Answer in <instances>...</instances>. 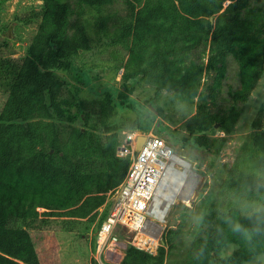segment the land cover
<instances>
[{
	"label": "trees",
	"instance_id": "16d2710c",
	"mask_svg": "<svg viewBox=\"0 0 264 264\" xmlns=\"http://www.w3.org/2000/svg\"><path fill=\"white\" fill-rule=\"evenodd\" d=\"M40 1L41 19L27 54L0 64V70L7 68L3 77L7 97L0 109V264H40L28 229L12 226L15 220L23 225L39 216L96 220L95 234L108 213L106 193L120 183L129 165V158L115 155L123 126L104 123L101 135L90 122V112L82 118V126L72 125L70 102L60 98L58 73L71 71L73 58L91 50L89 30L97 40L126 49L127 59L119 64L123 82L144 81L156 94L175 92L186 100L200 97L183 125L187 137L179 141L174 136L171 141L185 148L191 140L215 155L225 137L209 134L232 131L241 112L237 104L248 99L264 67V16L250 6V0H229L225 6L226 0H126L125 16L107 11L114 0ZM206 51V61L194 56ZM230 55L237 63L239 86L229 90L228 103H223ZM81 73L78 76L89 84ZM205 73H213L207 92L199 89ZM97 93L104 96L103 110L110 112L119 99L114 89ZM85 102L75 103L78 113ZM252 126L257 130L242 142L240 162L264 160L261 116ZM253 168V164L239 167L224 179L219 194L249 191L256 174ZM202 223L184 264H210L211 256L227 244L236 247L220 259L222 264H242L264 253V210L241 213L212 202ZM163 239L166 245H160L155 255L127 247L119 264H164L171 240Z\"/></svg>",
	"mask_w": 264,
	"mask_h": 264
},
{
	"label": "rangeland",
	"instance_id": "374dc122",
	"mask_svg": "<svg viewBox=\"0 0 264 264\" xmlns=\"http://www.w3.org/2000/svg\"><path fill=\"white\" fill-rule=\"evenodd\" d=\"M228 3L229 0H226L223 5ZM250 6L264 16V0H250ZM41 10L40 0H0V64L5 60H21L27 54L28 45L41 19ZM107 11L113 16H125L126 0H114L107 7ZM38 15L40 16L36 17ZM89 31L90 41L92 39L91 50L79 53L73 58L74 68L71 71L58 73L62 82L60 98L70 102L67 108L70 115L74 116L72 125L82 126V118L90 112V122L97 125L95 131L101 135L104 123H110L123 126L119 131V139L121 131L132 129L163 133L170 143H173L171 138L174 136L179 141L187 137L183 125L202 99L194 97L186 100L181 98L180 94L168 91L156 94L153 85L144 81L123 82L121 75L124 69L120 68L119 64L120 60L125 63L127 59L126 49L120 45H109L105 39L97 40V35L92 30ZM207 53L208 51L197 53L194 56L198 61H206ZM185 63L187 64V61L183 64ZM237 69L236 60L231 55L228 56L221 91L225 98L223 103H228L229 90L239 86ZM78 73L84 77L88 76L89 84L85 83ZM4 75H7V68L0 70V109L7 97ZM212 77L213 73H205L201 77V91L207 92ZM101 89H114V93L119 97L110 112L105 110L106 108L103 110L104 96L97 93V90ZM78 99L86 100L80 113L75 106ZM237 105L241 107V112L232 131L225 134L215 130L213 134H209L210 137H225L219 154L215 155L206 148L192 145L191 140L185 148L173 143L177 154L183 157L187 164V173L193 175L190 179V190L180 195L176 202L170 203L161 222L163 233L160 245L165 247L164 237L171 240L164 264H184L193 238L203 230L202 219L212 202L221 208H232L241 213L264 210V160L254 157L248 159L249 161L240 162V147L246 136L257 130L252 126V121L257 115L261 116L260 128L264 129V67L262 76L248 99ZM62 123L66 127L67 122ZM147 125L148 130L142 129L141 126ZM248 164H253V170H256L254 184L249 187L250 190H232L219 194L224 179L230 174L235 175L239 167L243 168ZM176 165L182 169L185 163L183 166ZM105 207L108 209V204ZM11 224L28 229L40 264H93V260L98 263L95 257L102 259V263L115 264L117 261L120 263L125 250L130 246L126 244L129 233L118 228L115 232L119 243L110 246L113 251H119L118 256L112 257L108 248L101 256H94L95 245L91 249L94 242L91 238L96 229V220L89 222L85 219L39 216L28 221L26 225L18 220L12 221ZM170 230L177 232L170 233ZM235 247V244H227L220 252L211 256L210 264H222L220 259L230 254ZM242 264H264V253L253 255Z\"/></svg>",
	"mask_w": 264,
	"mask_h": 264
},
{
	"label": "built area",
	"instance_id": "2783aa9c",
	"mask_svg": "<svg viewBox=\"0 0 264 264\" xmlns=\"http://www.w3.org/2000/svg\"><path fill=\"white\" fill-rule=\"evenodd\" d=\"M120 134L115 155L129 158V165L120 183L106 193L105 205L108 204L109 208L94 234V256H101L107 248L112 257L118 256L119 251L110 248L119 243L115 232L118 228L129 233L126 244L155 255L163 233L161 222L164 217L158 213L160 201L178 179L175 173L186 170L183 166L185 161L163 133L132 129L123 130ZM140 138L143 140L138 147ZM176 164L183 168H177ZM95 258L98 264H114L102 263V259Z\"/></svg>",
	"mask_w": 264,
	"mask_h": 264
},
{
	"label": "bare ground",
	"instance_id": "6f19581e",
	"mask_svg": "<svg viewBox=\"0 0 264 264\" xmlns=\"http://www.w3.org/2000/svg\"><path fill=\"white\" fill-rule=\"evenodd\" d=\"M185 163V162H184ZM177 166V165H176ZM185 167L187 168V164L185 163ZM180 168V167H179ZM177 175L176 182L172 183L169 187L168 191L163 195L162 200L160 201V206L158 209L159 216L164 217L165 213L170 205V203L176 202V199L183 195V193L191 188V177L192 173H186V170H182L181 172L175 173ZM185 180V181H184ZM181 183L183 187L180 190ZM182 197V196H181Z\"/></svg>",
	"mask_w": 264,
	"mask_h": 264
},
{
	"label": "water",
	"instance_id": "95a60500",
	"mask_svg": "<svg viewBox=\"0 0 264 264\" xmlns=\"http://www.w3.org/2000/svg\"><path fill=\"white\" fill-rule=\"evenodd\" d=\"M209 19L211 20L212 18H209ZM142 140H143V138H140V139L138 140V147L140 146Z\"/></svg>",
	"mask_w": 264,
	"mask_h": 264
},
{
	"label": "crops",
	"instance_id": "0c3cea01",
	"mask_svg": "<svg viewBox=\"0 0 264 264\" xmlns=\"http://www.w3.org/2000/svg\"><path fill=\"white\" fill-rule=\"evenodd\" d=\"M103 208L100 209V211H102Z\"/></svg>",
	"mask_w": 264,
	"mask_h": 264
}]
</instances>
